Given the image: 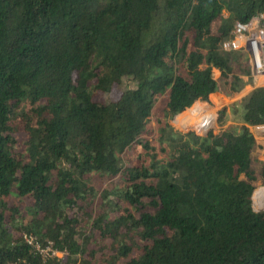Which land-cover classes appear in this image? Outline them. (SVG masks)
<instances>
[{
	"label": "trees",
	"instance_id": "trees-1",
	"mask_svg": "<svg viewBox=\"0 0 264 264\" xmlns=\"http://www.w3.org/2000/svg\"><path fill=\"white\" fill-rule=\"evenodd\" d=\"M263 10L0 0V264H264V86L221 108L219 131L171 124L245 88L248 55L222 44ZM25 233L64 256L44 259Z\"/></svg>",
	"mask_w": 264,
	"mask_h": 264
},
{
	"label": "built area",
	"instance_id": "built-area-1",
	"mask_svg": "<svg viewBox=\"0 0 264 264\" xmlns=\"http://www.w3.org/2000/svg\"><path fill=\"white\" fill-rule=\"evenodd\" d=\"M222 46L226 51H242L248 55L251 69L248 75L243 76L245 91L264 86V10L247 21H236L231 37L223 41ZM24 239L44 259L65 254L55 249L51 241L41 243L32 233H25Z\"/></svg>",
	"mask_w": 264,
	"mask_h": 264
},
{
	"label": "rangeland",
	"instance_id": "rangeland-1",
	"mask_svg": "<svg viewBox=\"0 0 264 264\" xmlns=\"http://www.w3.org/2000/svg\"><path fill=\"white\" fill-rule=\"evenodd\" d=\"M214 74L216 77H219L220 72L214 70ZM248 91V90H247ZM120 91L116 87L112 90L111 96L114 99H118L120 97ZM248 93L244 92V89L235 95H229L228 93L221 90L220 94L212 97L210 101H199L200 104L195 106H191L190 108L186 109L184 114L188 115L185 117L181 115V118L176 120V116L172 121L171 124L174 129L179 131L182 134H186L188 132L196 133L200 136H205L210 131H219L221 128L218 122V115L219 110L225 106H230L234 103H240V101L245 97ZM102 99V97H100ZM183 113V112H182ZM181 114V113H180ZM212 114L214 117L213 125L206 131H204L207 127V119ZM239 116L231 113L230 111L227 112V121L225 127H239L241 124L238 121ZM200 128L197 127V126ZM264 125L254 126L252 127V131L255 134L256 138L258 139L261 148L256 151V155L264 159ZM264 188V185H260L256 188L254 192L258 189ZM263 191V192H262ZM260 193L255 195L253 194V206L256 211L264 209V189H262ZM257 197V198H256ZM87 230V229H86Z\"/></svg>",
	"mask_w": 264,
	"mask_h": 264
},
{
	"label": "bare ground",
	"instance_id": "bare-ground-1",
	"mask_svg": "<svg viewBox=\"0 0 264 264\" xmlns=\"http://www.w3.org/2000/svg\"><path fill=\"white\" fill-rule=\"evenodd\" d=\"M262 189H264V188H260V189H258L256 192H254L255 193V195H257L258 193H260L261 191H262ZM263 192V191H262ZM257 198V197H256Z\"/></svg>",
	"mask_w": 264,
	"mask_h": 264
},
{
	"label": "crops",
	"instance_id": "crops-1",
	"mask_svg": "<svg viewBox=\"0 0 264 264\" xmlns=\"http://www.w3.org/2000/svg\"><path fill=\"white\" fill-rule=\"evenodd\" d=\"M215 70H217V69H215ZM244 92H247V91L244 90ZM247 93H249V92H247ZM197 104H200V102H197L196 104H194V106L197 105Z\"/></svg>",
	"mask_w": 264,
	"mask_h": 264
},
{
	"label": "water",
	"instance_id": "water-1",
	"mask_svg": "<svg viewBox=\"0 0 264 264\" xmlns=\"http://www.w3.org/2000/svg\"><path fill=\"white\" fill-rule=\"evenodd\" d=\"M264 130V129H263Z\"/></svg>",
	"mask_w": 264,
	"mask_h": 264
}]
</instances>
